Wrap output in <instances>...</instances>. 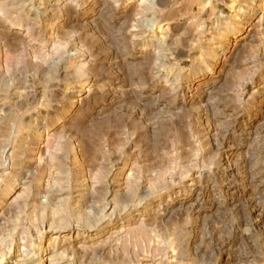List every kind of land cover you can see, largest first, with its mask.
I'll use <instances>...</instances> for the list:
<instances>
[{
    "label": "rangeland",
    "instance_id": "rangeland-1",
    "mask_svg": "<svg viewBox=\"0 0 264 264\" xmlns=\"http://www.w3.org/2000/svg\"><path fill=\"white\" fill-rule=\"evenodd\" d=\"M180 4L0 0V264H264V0Z\"/></svg>",
    "mask_w": 264,
    "mask_h": 264
},
{
    "label": "crops",
    "instance_id": "crops-1",
    "mask_svg": "<svg viewBox=\"0 0 264 264\" xmlns=\"http://www.w3.org/2000/svg\"><path fill=\"white\" fill-rule=\"evenodd\" d=\"M232 0H180L181 4L176 11L178 17H185L192 25L206 24L212 13L217 12V7L224 4H231ZM212 5V6H211ZM216 6V9L213 7Z\"/></svg>",
    "mask_w": 264,
    "mask_h": 264
},
{
    "label": "bare ground",
    "instance_id": "bare-ground-1",
    "mask_svg": "<svg viewBox=\"0 0 264 264\" xmlns=\"http://www.w3.org/2000/svg\"><path fill=\"white\" fill-rule=\"evenodd\" d=\"M240 37V36H239ZM235 38V37H234ZM208 76V75H207ZM25 137V136H24ZM32 139V138H31ZM24 144V143H23ZM9 148H11V147H9ZM15 148V147H14ZM37 148V147H36ZM17 150H18V148H17ZM33 150V149H32ZM9 152V151H8ZM21 152H23V151H21ZM3 154V153H2ZM6 156H7V154H5ZM20 155V154H19ZM26 155V154H25ZM8 161V160H7ZM19 163H21V162H19ZM7 165V164H6ZM8 167V166H7ZM3 173V172H2ZM13 173V172H12ZM1 186V185H0ZM13 188H15V187H13ZM14 191V190H13ZM106 209V208H105ZM110 209V208H109ZM109 211V210H108ZM107 211V212H108ZM111 213V212H110ZM104 214V213H103ZM97 215V214H96ZM102 217V216H101ZM105 223V222H104ZM76 231V230H75ZM74 232V231H73ZM69 235V234H68ZM67 235V236H68ZM61 236V235H60ZM62 239V238H61ZM68 239V238H67ZM21 247V246H20ZM44 247V246H43ZM17 248V247H16ZM48 248V247H47ZM43 251V250H42ZM45 251V250H44ZM44 253V252H43ZM16 254V253H15ZM46 255V254H45ZM19 257V256H18ZM45 258V257H44Z\"/></svg>",
    "mask_w": 264,
    "mask_h": 264
}]
</instances>
